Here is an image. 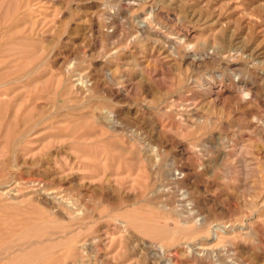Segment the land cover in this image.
I'll list each match as a JSON object with an SVG mask.
<instances>
[{"label": "rangeland", "instance_id": "rangeland-1", "mask_svg": "<svg viewBox=\"0 0 264 264\" xmlns=\"http://www.w3.org/2000/svg\"><path fill=\"white\" fill-rule=\"evenodd\" d=\"M0 264H264V0H0Z\"/></svg>", "mask_w": 264, "mask_h": 264}, {"label": "bare ground", "instance_id": "bare-ground-1", "mask_svg": "<svg viewBox=\"0 0 264 264\" xmlns=\"http://www.w3.org/2000/svg\"><path fill=\"white\" fill-rule=\"evenodd\" d=\"M133 4V3H132ZM147 20H148V18H147ZM147 24V23H146ZM72 169V168H71ZM74 169V168H73ZM72 171V170H71ZM70 171H68L67 173H65L64 171L62 172L61 171V173H58L57 172V174H58V176L57 177H59V179L60 180H67V179H69L70 177V173H69ZM196 172V171H195ZM54 173V172H53ZM53 173H52V175H53ZM194 173V172H193ZM56 174V175H57ZM72 174V173H71ZM183 176H185V174H187L186 172L184 173L183 171H182V173H181ZM196 174V173H195ZM55 175V176H56ZM200 175V174H199ZM197 176V175H196ZM198 177V176H197ZM37 185H36V187H39L40 186V188H43V190H45V191H48V193H46L45 191V193H46V196H47V199H59L60 197L58 196V194H59V192H57V190L56 189H58V187H56V186H48L49 184H48V182H46V181H39L38 183H36ZM33 186H35V185H33ZM54 195V196H50V195ZM199 220V219H198ZM196 222H198V221H196ZM199 224V223H198ZM192 234V233H191ZM189 235V234H188ZM103 237V236H102ZM107 237V236H106ZM223 238V237H222ZM221 238V239H222ZM224 241V240H223ZM164 249V247H159L158 248V250L159 251H162ZM163 252V251H162ZM159 254V253H158Z\"/></svg>", "mask_w": 264, "mask_h": 264}]
</instances>
